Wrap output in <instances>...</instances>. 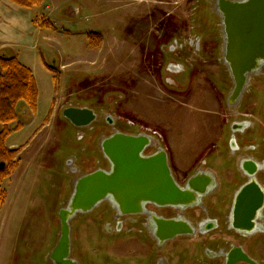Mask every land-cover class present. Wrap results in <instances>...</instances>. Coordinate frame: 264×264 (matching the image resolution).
<instances>
[{"label":"rangeland","instance_id":"1","mask_svg":"<svg viewBox=\"0 0 264 264\" xmlns=\"http://www.w3.org/2000/svg\"><path fill=\"white\" fill-rule=\"evenodd\" d=\"M157 1L48 0L43 5L42 9L47 5L50 7L51 19L56 21L57 27L49 31L52 39L42 45L41 52L48 65L62 73L48 68L55 73L57 89L41 96L36 113L20 102L17 106V121L9 126L18 128L11 134L14 135L23 134L22 130L26 126L35 127L44 123L36 130L37 139L31 147L19 153L17 168L2 183L7 189V197L0 207V264H51L48 256L60 236L59 210L66 207L74 182L82 174L98 167L88 163L94 150L92 141L87 136L85 140L79 139V130L64 121L62 108L91 106L99 112V133L95 129L90 132V136H95L94 151L98 152L100 165L104 162L101 141L116 131L133 135L158 132L160 146L163 149L168 147L178 155L182 166L192 155L200 152L198 149L201 145L197 146L200 138L209 140L206 139L209 128L205 124L212 118L208 113L212 110V101L197 99L198 92L196 97L193 95L189 98L190 91H186L187 88L190 90L189 81L187 88L173 93L169 91L170 87L177 88L172 84L166 86L154 73L157 65L144 63L142 68H146V72L143 69L137 76L133 71L131 74L127 71L138 65L130 66L124 62V45L133 46V53L139 52L138 46L154 45L155 34L150 28L161 21L159 18L154 20L161 9L156 6ZM214 1L210 0L212 8ZM170 3L163 10L161 24L176 26L174 29H177L176 35L180 41L193 38L201 40L204 49L194 59L191 48L179 56V60L189 64L185 65L187 70L196 68L193 88L219 89L228 72L222 63L221 49L213 48L221 41V28L217 26L218 29L213 30V21L202 15L204 0H175ZM144 12H153L154 19ZM216 20L218 24L220 19L217 17ZM35 22L42 27L50 24L45 17H36ZM102 37L104 48L101 47L102 43H97ZM158 38L159 35L157 42ZM95 43L102 48L100 55L91 52L90 46H95ZM165 47H161L163 52ZM143 51V61L147 56L154 58L155 54L149 53L150 49ZM206 59L207 64L203 63ZM92 60L99 63L93 71L89 67ZM62 65H66L63 70ZM258 79L253 80L249 87L257 92L247 95L245 105L249 106V111L246 109L245 114H257L259 111L250 106L252 103L259 106L264 103V77ZM146 88L150 91V97L142 95L141 89ZM165 100L170 101V105L165 104ZM142 113L148 119L147 122L142 118ZM36 118L37 124L34 121ZM108 118L116 125L107 124ZM0 128L3 126L0 125ZM214 132L215 129L211 135ZM167 134L171 146L167 143ZM152 136L157 139L156 134ZM259 136L264 139V129ZM14 138L21 139L22 135ZM155 151L157 148H151L148 153ZM70 160L73 161L69 168ZM71 167H77L79 171L72 173ZM175 175L180 185L186 184L188 175L179 170L175 171ZM105 209L102 205L94 213L79 215L72 221L73 258L79 264H155L160 255L155 240L141 233L140 225L126 226L121 231L112 232L107 225L111 215L107 216ZM219 211L227 214L229 209H213L211 216H218L219 213L214 212ZM195 213L199 215L198 211ZM196 215L194 218H198ZM222 230L227 234L216 231L201 243L193 239L170 243L163 250V256L170 264H203L207 259L201 257L197 249L204 248L202 243L208 242L206 239L222 238L223 243L237 242L226 232V223H223ZM259 239L261 249H252L251 238L244 245L257 261L264 264V236Z\"/></svg>","mask_w":264,"mask_h":264},{"label":"water","instance_id":"2","mask_svg":"<svg viewBox=\"0 0 264 264\" xmlns=\"http://www.w3.org/2000/svg\"><path fill=\"white\" fill-rule=\"evenodd\" d=\"M217 10L224 32V62L234 80L230 101L235 103L247 87L249 76L264 69V0H218ZM63 117L77 127L88 126L96 119L92 111L76 108L64 110ZM152 146L153 140L145 134L117 132L102 141L109 169H97L74 182L66 207L59 210L60 236L49 254L51 264H79L73 258L71 223L79 215L94 212L104 202L110 203L122 217L144 214L148 204L182 211L200 205L214 184V177L198 176L182 187L173 176L164 149L153 155L145 154ZM255 189L258 191L255 185L246 186L237 194L229 222L231 230L254 232L255 215L260 208L253 203ZM260 199L262 203V195ZM154 222L161 243L193 236L197 231L185 218L154 217ZM238 263L258 264L242 247H233L226 254V264Z\"/></svg>","mask_w":264,"mask_h":264},{"label":"flooded vegetation","instance_id":"3","mask_svg":"<svg viewBox=\"0 0 264 264\" xmlns=\"http://www.w3.org/2000/svg\"><path fill=\"white\" fill-rule=\"evenodd\" d=\"M217 1L218 0L214 1V8H212V3L210 2V0H204V3L202 4L203 8H201V11L209 13L210 15L208 16H210V19L213 21L212 23H216V25L221 28V41L219 45L217 44L216 46L215 44L213 48L221 49L222 63L224 64V66H226L223 55L225 44L224 32L222 18L217 10ZM217 17L220 19V22L218 24L216 20ZM176 40L178 39H174L172 44H164L167 45V47L163 49L164 52L161 49V52L163 54H175L181 56L188 50V48H191L192 56L194 59L204 50L201 45V40L199 39H197L198 41H196V38H193L188 40L187 43H183L180 41L178 42ZM207 61L208 59L203 60V63L205 62V64H207ZM179 62H181V64L184 63H182L181 60H179ZM193 68L194 67H191L187 70V72H185L184 67L180 65L167 64L166 66L159 69L161 73L160 78L163 80L161 82H163V84H166V86L172 84L173 86H175V88H177L174 89V87H170L172 85L168 86L171 88V90L169 91L173 93L180 92L179 90L185 88L188 85L187 83L189 81L190 90H187L190 91L189 98H192L193 95L196 97L195 94L196 92H198L197 99H206L209 102L212 101L210 102L212 104V110L208 111V113L210 114L209 117L212 118L207 121L208 124H205L209 128V135L207 134L208 137L206 138L209 140H202L200 138V142H198L197 144V146L201 145L200 149H198L200 152L195 156L192 155L190 157L188 165L184 166H182L183 163L180 160H172L168 154V151L166 149L164 150H166L168 154L169 166L176 181L177 179L175 171L177 170L183 172L185 175H188L187 182L202 175L213 176L214 184L210 187V189H208V194L201 200L199 206L188 209L186 211H182L178 208H161L155 205L148 204L146 206V211L144 214L122 217L119 216L118 212L108 202L102 203L98 208L104 205L106 207V209L104 210L105 214H107V216L111 215V221L107 222V225L110 226V230L112 232L115 230L121 231L122 229H125L126 226L135 227V225H140L142 228L141 233L143 232L146 236L152 237L155 240L158 251L160 252V255H158L155 264H170L169 260H167L163 256L162 252L170 243H173L177 240L193 239L197 240L198 243H201L204 242L205 238H210V236L216 231H219V233L227 234L224 232L226 228L225 230H222L223 223H226V226H228V230L226 232L233 236V238H235L237 242H225V244L223 243L222 238H217L215 240L206 239L208 242L202 243L204 245V248L197 249V251H199V254H201V257L205 256V259H207L203 264H226V254L229 253L233 247H242L245 253L250 258L255 260L258 264H261V262L257 261L253 257L250 249L246 248L244 242L251 238L252 249L253 247L254 249H261V247L259 246L262 243L260 242L259 237L264 236V139L260 138L259 136L260 132H262V129H264V103L261 106L252 103L250 107L253 106L254 109L259 112L257 114L253 113L249 115L250 113L245 114L247 110L249 111V109H247L249 106L247 104L245 105V101L248 94H256L257 90H252L249 87L251 86L253 80H255L256 78L258 79L260 77H264V69L261 72L249 76L247 87L242 93L241 98L237 102L231 103L230 98L234 89V80L229 70L227 74L224 75L222 86L219 89L213 88V90H197L193 88L194 71L196 69ZM228 87L230 88L228 89ZM203 93L205 96L201 95ZM173 102L177 101H172V103ZM68 108H76L81 110L86 109L92 111L96 119L88 126L77 127L63 117L64 110ZM61 115L64 118L66 124H70L74 128L79 130V139L85 140L87 136V138L92 141V146L95 150V136H90V132L98 129V134L100 129V127L98 126L100 122V115L95 107L68 106L62 108ZM106 123L110 124L111 126L112 124L116 125V123L112 122L110 118L106 120ZM128 123L129 125H134V123L132 122ZM214 129L215 132L213 135H211V132ZM117 132L127 135H133L120 131H116L113 134ZM140 134H148L153 140V146L146 151V155H153L158 150L163 149L160 146L161 140L159 138L158 132L153 131L152 134L143 132ZM154 134L157 135V139L155 136H152ZM112 135H109L106 138H109ZM151 148H157V151L148 153ZM16 150H19V153L21 152L20 149ZM94 150H92V156L89 159L88 163H90V166H94L95 164L98 165V167L92 171H88L82 174V176L94 172L97 169H109V164L104 155L102 154V159H104V162L100 165V159L98 157L99 155H97L98 152ZM72 161L70 160L68 162L69 168L72 164ZM71 168L72 169L70 171L72 173H77L79 171L77 167ZM252 185H255L258 188V191L256 189L255 191H252L255 197L253 201L254 206L256 208L260 206L257 214L255 215V222L257 226L252 233L235 232L229 228V222L231 219L233 206L236 202V196L242 191L244 187H252ZM260 195H262L263 197L262 203ZM225 208L229 209L227 214L219 211L214 212L219 213L218 216H211V214L213 213V209L223 210ZM196 211L199 212V215H196ZM194 215H196L198 218H194ZM154 217H159L166 220H177L180 218H185L194 225L197 231L193 236H180L175 238L174 240L161 243L155 234L156 224L154 222ZM257 237L258 239H256Z\"/></svg>","mask_w":264,"mask_h":264},{"label":"crops","instance_id":"4","mask_svg":"<svg viewBox=\"0 0 264 264\" xmlns=\"http://www.w3.org/2000/svg\"><path fill=\"white\" fill-rule=\"evenodd\" d=\"M175 0H159L158 5L160 6L159 10V16L156 15L154 19V13L153 12H144L145 15L147 14L148 16L151 15V17L154 20H157L158 18L161 20L159 23L155 25L154 27L151 26L150 30L155 34V42L153 46L146 47L143 45L136 47L139 52H132V47L131 45H124L123 48L125 49V59L124 62L129 64L130 66L133 64H136L138 66H135L134 68H129L127 71L129 74L132 73V71L135 73L137 76L138 74H141L146 68H142V65L145 63H152L154 65H157L156 69L157 71L156 74L160 77V71L159 69L161 67L166 66L167 64H176L183 66L185 69V72H187V67L185 65H189L186 62H179V55H168V54H163L161 52V47L164 44H172L174 39L177 38V27L172 26V25H163L162 23V15L164 13L165 7H168L171 5L170 2H173ZM168 3L167 6L164 5V3ZM48 3V0H43V4L40 6H36L33 8H26L20 5H17L16 3L12 2L11 0H0V50L1 53L9 56L16 58L22 65L30 69L33 73V76L35 78V82L37 84V88L39 91V103L42 95H45L47 91L54 90L56 87V84L54 82L55 80V73L53 74L50 72L49 69H53L54 71H57L58 73H62L61 71L57 70L53 66H49L47 63L46 58H44V53L41 52V47L42 45H46L51 39L52 35L49 34V31L52 32L51 28L56 30V21L54 19H51V14L52 11H50V7L47 5L45 6V9H42L43 5ZM152 10V9H151ZM202 15L210 18L209 13H205L202 11ZM36 17H45L47 21L50 22V24L46 27H42L41 25H38L37 22H35ZM68 23V22H67ZM209 24V23H208ZM214 26L213 30H217L218 28L216 27V23H212ZM210 25V24H209ZM174 27H176L174 29ZM174 32V34H173ZM157 35H159L158 42H157ZM176 41H180L179 39ZM100 44L102 43L101 47L104 48V38H100V40L97 42ZM171 42V43H170ZM183 43H187L188 40L180 41ZM91 45V52L96 53L97 55H100V45ZM167 47V45H166ZM143 49H150L149 53L155 54L154 58H148V56L145 58V61H143V55L144 51ZM190 49V48H188ZM148 60V61H147ZM191 62V61H190ZM99 63L96 61L92 60L90 61V70L93 71L94 67L97 66ZM49 66V67H48ZM141 66V68H140ZM66 67V65L61 66V70H63ZM49 68V69H48ZM132 79V78H131ZM161 79V78H160ZM63 82L60 84V88L62 87ZM188 86V85H187ZM147 87V86H146ZM187 88V87H185ZM184 89V88H183ZM137 90V89H136ZM188 90V88H187ZM186 90V91H187ZM143 91L142 95H146L150 97V91L146 89H141ZM177 93V92H176ZM179 93V92H178ZM203 96V94H201ZM165 104L170 105L167 100H165ZM142 118L143 113H142ZM37 119V120H36ZM36 122H38V118H36ZM148 119L146 117L144 118V121L147 122ZM152 121V120H151ZM153 122V121H152ZM156 123V122H155ZM42 124H38L34 127V125L31 126H26L23 134H14L11 135L7 141L6 145L9 149H20L21 153L25 152L26 149H29L31 147V144L33 143L34 140L37 139V135H35L36 130H38L39 126H42ZM157 125V124H156ZM163 127V126H162ZM165 128V127H163ZM16 129L13 131L15 132ZM34 131V132H33ZM12 132V133H13ZM11 133V134H12ZM20 133V132H19ZM16 135H22L21 139H15L14 136ZM171 139L169 138L167 134V143L171 146L172 143L170 141ZM166 150L168 151V154L172 160H178L179 161V156L176 155L171 149L166 147ZM190 159H187L186 162H184L185 165H188ZM181 161V160H180ZM12 179V178H11ZM3 189L7 193V189L2 185Z\"/></svg>","mask_w":264,"mask_h":264},{"label":"trees","instance_id":"5","mask_svg":"<svg viewBox=\"0 0 264 264\" xmlns=\"http://www.w3.org/2000/svg\"><path fill=\"white\" fill-rule=\"evenodd\" d=\"M17 5L33 8L40 6L43 0H11ZM0 207L5 203L7 193L2 188L3 181L18 166L19 150L9 149L6 141L15 130L9 126L17 121V106L24 103L28 109L36 113L39 91L30 69L22 65L16 58L4 56L0 52ZM53 70V69H51ZM54 71V70H53ZM55 72V71H54ZM18 130V128H16ZM3 164V166H2Z\"/></svg>","mask_w":264,"mask_h":264}]
</instances>
